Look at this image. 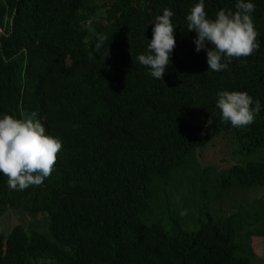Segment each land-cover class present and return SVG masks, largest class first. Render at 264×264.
I'll return each instance as SVG.
<instances>
[{
	"label": "trees",
	"instance_id": "trees-1",
	"mask_svg": "<svg viewBox=\"0 0 264 264\" xmlns=\"http://www.w3.org/2000/svg\"><path fill=\"white\" fill-rule=\"evenodd\" d=\"M195 2L0 0V113L36 111L64 144L45 184L10 189L0 175V217L26 221L0 227V264L264 259V0L252 14L259 47L220 71L194 50ZM234 2L204 8L213 17ZM164 8L175 44L156 79L136 57ZM223 89L260 100L251 124L219 118Z\"/></svg>",
	"mask_w": 264,
	"mask_h": 264
},
{
	"label": "clouds",
	"instance_id": "clouds-1",
	"mask_svg": "<svg viewBox=\"0 0 264 264\" xmlns=\"http://www.w3.org/2000/svg\"><path fill=\"white\" fill-rule=\"evenodd\" d=\"M204 2L196 0L185 21L187 29L196 33L194 50L206 52L207 69H226L233 57H247L259 47L252 19L256 8L254 0H235L232 8H219L213 17L207 15ZM173 15L172 9L164 8L162 14L150 21L152 35L147 40V51L136 57L156 79H162L175 44L170 19ZM104 39L99 35L97 46ZM215 104L219 118L237 128L251 124L261 110L260 100H254L246 90H219ZM63 148L59 137L46 132L36 111L28 116L21 113L19 117L0 113V175L7 177L10 189L23 190L30 185L45 184L57 169Z\"/></svg>",
	"mask_w": 264,
	"mask_h": 264
},
{
	"label": "rangeland",
	"instance_id": "rangeland-1",
	"mask_svg": "<svg viewBox=\"0 0 264 264\" xmlns=\"http://www.w3.org/2000/svg\"><path fill=\"white\" fill-rule=\"evenodd\" d=\"M224 154H223V150H218L217 154H216V161L219 162L221 165H223V168L225 171L228 170V162L224 159ZM181 174H179L178 177H180ZM191 185H186L183 184L182 186H180V190L185 191L188 187H190ZM200 195L204 196V187H200ZM7 222H11L13 224L18 223V222H23L25 223V218H20L16 215H12L11 217H0V227L3 226V224H6ZM250 240V239H248ZM251 264H264V259H258L257 261L252 262Z\"/></svg>",
	"mask_w": 264,
	"mask_h": 264
},
{
	"label": "bare ground",
	"instance_id": "bare-ground-1",
	"mask_svg": "<svg viewBox=\"0 0 264 264\" xmlns=\"http://www.w3.org/2000/svg\"><path fill=\"white\" fill-rule=\"evenodd\" d=\"M38 226H39V224H37V227H38ZM263 252H264V251H263ZM263 257H264V256H263ZM263 257H262V258H263Z\"/></svg>",
	"mask_w": 264,
	"mask_h": 264
}]
</instances>
